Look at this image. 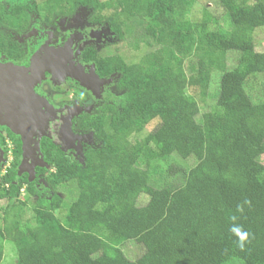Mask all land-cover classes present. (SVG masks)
<instances>
[{"label":"trees","instance_id":"1","mask_svg":"<svg viewBox=\"0 0 264 264\" xmlns=\"http://www.w3.org/2000/svg\"><path fill=\"white\" fill-rule=\"evenodd\" d=\"M74 1L84 9L92 3L115 9L114 29L120 28L117 13L136 18L131 45L150 50L132 64L120 56L106 60L110 73L123 75L126 90L121 109L91 122L100 149L70 162L52 140H42L56 167L47 176L50 186L73 183L78 196L64 222L39 212L24 222L22 206L16 210L3 229L17 249L14 264H264V51L255 43L264 0H218L229 14V31L212 28L220 20L208 9L199 19L187 18L197 0ZM214 72L220 74L217 101L201 113L198 97H207ZM154 119L158 124L138 137ZM11 138L18 156L21 140ZM174 155L185 167L172 165L170 182L154 179L156 163ZM189 159L200 168L190 172ZM44 171L38 167L31 182L28 174L8 170L3 180L10 187L0 197H17L27 185L43 211L58 209L59 194L50 200L34 188ZM233 223L249 233L244 249L230 231ZM129 240L143 248L135 259L120 247ZM3 259L0 243V264Z\"/></svg>","mask_w":264,"mask_h":264},{"label":"rangeland","instance_id":"2","mask_svg":"<svg viewBox=\"0 0 264 264\" xmlns=\"http://www.w3.org/2000/svg\"><path fill=\"white\" fill-rule=\"evenodd\" d=\"M97 1L104 2L107 0ZM0 3L2 4L0 7V14H3V11L6 9V4L8 3V32L12 31L15 33L17 22H27V25H30H28V30H33L35 27L40 31L44 30L40 36L35 35V37H37L36 44L39 48V52L37 53H47L45 58L42 60H32L33 65L30 68L11 63L7 66L8 69H4L2 67L0 68V102L10 113H13L15 110L19 111L18 119L21 121H15L11 124V127L16 133H19L21 137V134L27 131L28 126L29 124L31 125L33 119L35 120L34 124H36L34 126L37 128L39 126L45 125V121H42L41 117H38L40 118L38 123V118L36 117L35 119L36 115H50L46 117V119H49L47 123L52 121L51 115L53 114L50 110L51 106H49V104H47V102L40 95L36 94L35 87L38 86L40 82H42L45 71H52V73L55 71V67L60 64L58 63V56L65 54L67 55V51H60V49L57 50L51 47V44L55 45V36L58 35V33L62 30V27L64 30L68 29L74 35H76V38L73 36L68 38L63 46L76 50L81 41H85V48L92 46L89 57L90 59L87 60L89 64L87 65L91 67L89 76L85 78V73L82 75L79 73V64L76 65L79 72H71V76L77 78L78 81L81 80L80 82L84 87L82 88L83 90L76 92L77 97L75 103L66 107L67 110H70L68 117L64 118L66 119V123L64 124L63 135L65 136L66 133L65 137H67V139L63 140L59 138V140L57 139L56 143L50 137V135L37 137V142H39L40 148L41 139L45 136L51 138L58 148L66 153L67 159L70 162L73 160L83 161L84 152L86 150L100 149L102 147V143L97 140L95 130L92 127L91 122L93 120H106L115 112L114 107L121 109L119 104L122 101L124 91L126 90L122 79L123 75L116 71L110 73L105 63L106 60L112 56H120L128 64H132L140 61L144 53L150 50V47L145 43H141L138 49L133 48L131 45V41L134 40V35H136L139 30L137 19L131 18L125 13H117L116 19L120 25L118 30L113 28L111 19H109L116 13V10L108 7L99 10L95 3H92L89 6V9L87 8L82 14L78 11V6L75 4L74 0H8V2L3 0ZM26 4H35L37 10H30ZM205 9H208V11L213 14V16L220 20V24L212 25V28L221 27L222 29L229 31V14L226 9L220 5L218 0H197L195 6L187 15V18L199 19L202 17ZM57 17H60L61 19L56 20ZM65 21L69 22L70 24H65ZM31 22L34 26L31 25ZM43 23L45 25H49L41 28ZM90 30L101 33V36L98 38V40L91 38L89 35L86 36ZM49 34H51V36H49ZM46 37H49L50 40L48 43H43ZM255 38L256 49L259 51H264V27L256 30ZM9 41L10 40L8 38V42ZM79 52L84 53L85 49L80 48L77 54ZM234 56V53H230L229 55L230 67H232L234 64L232 61ZM72 60L74 61L73 56H71L68 61ZM96 68L109 76V80L98 81L99 76L95 71ZM61 73L64 74V71L62 72L61 70ZM219 75V72H214V83H212L205 100L202 101L198 97L201 113L209 111L216 104L219 90L217 84ZM104 83H107V87L104 88V91L102 92ZM259 84L262 94L264 95V73L259 75ZM68 89L69 88H67V90ZM70 89L72 91L73 87ZM93 92L98 97H96ZM6 115H8V113ZM13 115L15 116V114ZM158 121L159 119H154L151 121L143 128L141 132L138 133V137H145L158 124ZM46 128L50 129V127ZM6 144H8V153L6 154L5 161H3L4 165L0 166V194H4L9 190L10 187V184L5 183L3 180L7 170L17 169L18 175L28 173L29 181L32 182L34 180V177H30L31 172L29 173L26 171L25 167H23V170L20 168L24 162L23 144L22 152L18 156L15 153L17 147L16 142L12 139L8 140L6 138ZM40 150V152L43 154L42 158H37L35 156L37 153H39L38 150V152L35 150L32 151L31 148L30 152V154L34 156L30 164L31 168L29 167L31 170L34 166V169H36L37 160L39 161L42 159L45 164L42 166L45 168V171L41 175V180L34 185V188L38 192L45 191L44 195L50 200L55 193L59 194L61 204L58 209H55L51 212L43 211L42 208L36 205L37 196L28 194L26 188L27 185L21 186L17 197H12L11 195L0 197V243L4 246L3 261L5 264H14L17 261V249L11 241L4 237L3 229L6 222H8V219H12L16 210H18L20 206H22V219L24 222L29 220L31 216L36 214V212H39L37 214L44 216L48 214H52L53 216L55 215L61 222H64L65 217L69 215V209L73 206V203L78 196V191L77 189L75 190L73 183H69L58 190H55L50 186L49 182L47 181V176L50 172L55 171L56 167L55 165L51 164V161L45 156L42 149ZM50 152H52V150ZM56 154L57 153L54 152V154L50 155V158ZM259 159L264 162V155H261ZM174 164L184 167L186 165L179 157L175 155L165 157L156 163L159 169L157 175L153 174L152 177L154 179L160 180V182L166 179H168L170 182L172 177L170 178V175L168 176L167 172ZM187 165L191 168L190 172L200 168L197 166L198 164L195 159L187 160ZM139 201L141 204L146 203L147 196L145 194L141 195ZM21 202H24V204ZM120 247L124 250L126 255L132 259L137 258L141 253H143L142 246L134 240H129Z\"/></svg>","mask_w":264,"mask_h":264},{"label":"flooded vegetation","instance_id":"3","mask_svg":"<svg viewBox=\"0 0 264 264\" xmlns=\"http://www.w3.org/2000/svg\"><path fill=\"white\" fill-rule=\"evenodd\" d=\"M3 0H0L2 2ZM8 2V0H5ZM35 5V4H33ZM2 4L0 3V7ZM28 7V4H26ZM78 6V11L82 14L83 11H85L87 8L89 9L88 5L85 9L83 8V5H77ZM83 8V9H82ZM37 10V9H36ZM32 10V11H36ZM1 12V11H0ZM60 17H57L56 20H60ZM24 21V20H23ZM21 22V21H20ZM66 22V21H65ZM64 22V23H65ZM69 22H66L65 24H68ZM44 24V23H43ZM41 25V28L44 26H47L49 24H44ZM70 24V23H69ZM16 31L13 33L12 31L8 32V3L6 4V9L3 11V14H0V68L8 69V65L11 64H16L19 66H25V67H32V60L34 59H43L47 56V53L42 52V54H38V47L36 44L37 37L35 35H41L43 31H40L36 27L33 28V30H28V25L27 22H22L19 23L17 22L16 24ZM31 25L32 22H31ZM30 26V25H29ZM34 26V25H33ZM65 27V26H64ZM36 29V30H35ZM100 31V30H99ZM90 36L91 38L98 40V38L101 36V33L98 31H92L90 30L89 33L86 36ZM51 36V34H49ZM71 36L76 38V35H74L71 31L68 29H65L62 27V30L58 33V35L55 36L54 41L56 42L55 45L51 44V47L54 49H60L67 51V55H59L58 56V63H60L57 67H55V71H45L44 73V78L42 79V82L38 86L35 87V92L37 95H40L46 102L51 106V119L50 125L52 126L53 131H57L58 124L60 123L61 120L60 117H62V120H64V124L66 123V117H68L70 110H67L66 107L70 106V104H74L76 101V92L79 90H83L81 84V80L78 81L77 78L71 76V72L77 73L79 72L77 70L76 65H80V74H84V77H88L89 73L91 71V67L88 66L87 60L90 58V53L92 50V46L89 47H84L85 46V41H81L79 43V46L77 47L76 50H73L69 47L63 46L65 42L70 38ZM89 37V38H90ZM9 38V42H8ZM79 38V37H78ZM49 37H46L45 41L43 43H48ZM64 47V48H63ZM80 48L85 49V52H78ZM73 56L74 61H68L70 57ZM76 60V62H75ZM88 64V65H87ZM88 66V68H87ZM62 68V69H61ZM76 69V70H75ZM64 71V74L61 73ZM84 71V72H83ZM96 73L98 74L99 78L98 81H103V80H109V76H107L105 73L101 72L98 70V68L95 69ZM71 87H73V90L71 91ZM78 87V89H77ZM107 87V83H104L102 87V92L104 91V88ZM67 88H69L67 90ZM93 94L98 97L94 92ZM50 108V107H49ZM64 109V110H62ZM47 110V109H46ZM60 111H64V113L61 115ZM59 112V113H58ZM8 113V115H6ZM0 114H1V121H0V166H3L5 159H6V154L8 153V144H6V138L8 140H11V133L17 135L21 143L23 144L22 137L20 136L19 133H16L12 127V120L9 118L11 117L10 115L15 114L19 116V111H14L13 113L8 112L0 102ZM61 115V116H60ZM37 117H41L42 119L44 117H48L45 114L42 116L36 115ZM58 120V121H57ZM19 122V121H18ZM58 123V124H57ZM45 138L42 137V140ZM48 138V137H46ZM52 140L51 138H48ZM13 140V139H12ZM53 141V140H52ZM40 142V143H41ZM22 149V145H21ZM41 166H36V169ZM8 171V170H7ZM28 174V173H26Z\"/></svg>","mask_w":264,"mask_h":264},{"label":"water","instance_id":"4","mask_svg":"<svg viewBox=\"0 0 264 264\" xmlns=\"http://www.w3.org/2000/svg\"><path fill=\"white\" fill-rule=\"evenodd\" d=\"M59 113V112H58ZM61 115L64 113V111H60ZM60 115V116H61ZM11 117L9 118L10 120H12V123H14L15 121H21L19 119H17V116L15 115H10ZM37 116H35V119H36ZM38 118V117H37ZM39 120L40 118H38V123H39ZM41 120L45 121V125L43 126H39L38 128L34 125V119L32 120L33 122L31 123V125L29 124L28 126V129L25 133L21 134L22 135V140H23V149H24V162L23 164L21 165V170H23V167H25V170L28 171L30 173V177L31 178H35V173H36V169H34V167H32V170L30 169L31 168V161H32V158L34 157L32 154H30L31 152V148H32V151H36L39 153H37L35 156L38 158V157H41L43 156L42 152H40L41 148L39 147V142H37V137H41L43 135H50V137L57 143V139L59 140V138L61 139H67L66 136V133H65V136L63 135V132H64V120H62V117H60V119L58 120H61L60 123L58 124V128H57V131H53L52 129V126H50V122L47 123V121H49V119H46L45 118H41ZM57 120V121H58ZM42 125V124H41ZM31 126V127H30ZM46 127H50V129H47ZM28 130H31V131H28ZM48 130V131H47ZM38 150V151H37ZM36 158V159H37ZM44 161L42 159H40L39 161L37 160L36 162V166H44ZM30 167V168H29Z\"/></svg>","mask_w":264,"mask_h":264},{"label":"clouds","instance_id":"5","mask_svg":"<svg viewBox=\"0 0 264 264\" xmlns=\"http://www.w3.org/2000/svg\"><path fill=\"white\" fill-rule=\"evenodd\" d=\"M231 219L235 222L237 220V217L232 216ZM230 231L237 237L236 243L238 247L241 249H244L245 244L249 238V233L244 231L240 225L235 224V223H233V225L231 226Z\"/></svg>","mask_w":264,"mask_h":264}]
</instances>
